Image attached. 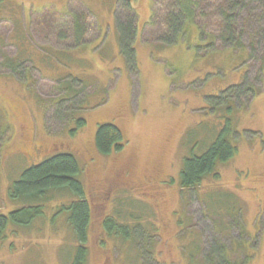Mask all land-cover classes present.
<instances>
[{"label": "rangeland", "instance_id": "obj_1", "mask_svg": "<svg viewBox=\"0 0 264 264\" xmlns=\"http://www.w3.org/2000/svg\"><path fill=\"white\" fill-rule=\"evenodd\" d=\"M207 2L211 15L201 9L194 20L200 28L187 23L169 45L158 41L161 26L146 27L152 0H0V215L23 205L9 193L25 169L69 153L83 165L92 210L86 264H264V74L248 58L247 35L243 48L221 47L217 0ZM124 3L137 19L133 64L120 54L115 26ZM72 13L88 14L94 43L64 54L69 42H57L72 35ZM15 58L27 63L23 79L7 67ZM75 66L84 87L63 105L85 125L71 136L74 123L55 109ZM240 84L252 96L233 87ZM227 89L235 90L229 99ZM226 121L233 158L181 189L184 160L206 152ZM105 123L125 141L106 157L95 146ZM59 196L30 227L3 233L0 264L69 263L76 244L61 210L71 198ZM110 220L119 235L102 227Z\"/></svg>", "mask_w": 264, "mask_h": 264}, {"label": "trees", "instance_id": "obj_2", "mask_svg": "<svg viewBox=\"0 0 264 264\" xmlns=\"http://www.w3.org/2000/svg\"><path fill=\"white\" fill-rule=\"evenodd\" d=\"M166 1L165 11H161V0H152L153 14L149 26H146L149 29L161 26L162 29L159 32L158 41L162 43L164 41L165 44L173 45L178 36L184 34V28L187 23L200 28L198 24H194L199 10L204 9L205 13L202 12L204 17L211 15L208 11L206 12L208 0ZM122 6L125 10L123 18L122 20H117L115 24L119 51L126 61L133 64L135 61L134 46L137 34V19L134 9L127 3ZM214 15L216 16L215 26H220V35L215 37V39L221 43V47L233 48L234 50L238 49V47L241 48L240 39L243 34L247 35L248 58L251 60L250 62H259L260 72L264 74V0H217ZM77 16L85 15H76L75 13L70 15L72 35L60 34V32V36L59 34L57 35L59 36L57 43L69 42L66 46L67 50L78 49L94 43L92 40H89V43L87 42L92 32L90 27L92 25H88L90 22L88 14L83 18ZM100 37L99 34L95 41L99 40ZM69 45H71V48H68ZM7 62V67L11 73L20 75L22 79L26 76L27 70L24 68L27 63L17 64L16 58L15 60H7ZM81 84L74 80L71 84L66 85L68 87L62 89V92H65H59V94H67L68 98L61 99L55 109L56 112L58 110L62 111L59 117L60 121L67 118L68 123L70 121L74 123V126L68 129V133L71 136L79 129H82L85 121L80 118L74 120L72 109L76 108L73 107L70 112L69 107L63 104L71 102L73 97L80 95L84 87ZM233 87L235 89H244L245 92L247 91L252 96V88L250 86L246 88L243 84H240ZM234 92L235 90L227 89L224 93L229 99ZM71 93L74 94L71 95ZM239 93L242 92L240 91ZM57 106L61 108H57ZM227 127L226 121V126L217 135L216 140L206 152L198 157L184 160L179 180L181 189L187 190L198 187L205 176L215 173V169L219 165H223L233 158L235 148L230 143L232 135ZM1 129L3 128H1L0 123V131ZM3 130L6 137V129L4 128ZM124 142L123 134L116 125L105 123L97 127L95 146L100 156L106 157L117 153L124 147ZM83 171V165L78 157L69 153L55 154L44 159L41 163L25 169L21 173L20 178L13 184L9 193L13 201L20 202L23 205L7 215H0V241L3 240V233L9 227L28 228L36 220L42 219L45 216L46 205L52 202L56 196L58 197L59 194L62 196L63 193H66L67 197L71 198V201L67 205L62 206L61 213L67 214L66 222L71 230L73 242L76 244L68 264H86L88 256L86 245L89 239L92 210L90 201L85 196V183L82 179ZM96 196V194H93L94 199ZM51 218V223H53L54 215ZM102 227L110 231L111 235L114 236L119 235L123 230L111 220L110 223L106 222V226L102 223ZM124 232L127 233L126 230Z\"/></svg>", "mask_w": 264, "mask_h": 264}, {"label": "crops", "instance_id": "obj_3", "mask_svg": "<svg viewBox=\"0 0 264 264\" xmlns=\"http://www.w3.org/2000/svg\"><path fill=\"white\" fill-rule=\"evenodd\" d=\"M100 36H101V33H100ZM101 38V37H100ZM100 42L101 40L99 39V40H97V42ZM98 42V43H99ZM80 48H84V47H80ZM80 48H75V49H71L72 51L73 50H79ZM86 48H87V46H86ZM68 50H70V49H68ZM63 51V53L65 54V52L67 51V49H63L62 50ZM60 53L61 52H57V54L58 55H60ZM45 56H48V52H45L44 53V57ZM47 60L49 61V65H50V68H52V69H54L55 67H56V63L54 62V60L53 59H49V58H47ZM67 60H68V58H67ZM64 62H67V67L66 68H69L70 66H72V65H78V63H79V61L77 60V61H74L73 62V64H69L68 63V61H66V60H63ZM70 70V69H69ZM70 73V76H67V77H70L72 80H76L77 82H79L80 83V80H81V77H82V74L83 73H80V69L77 67V66H75L74 68H71V71L69 72ZM49 74L50 75H52V76H54V75H57L58 76V73H53V70H49ZM82 85V84H81ZM65 92V91H64ZM64 92H62V93H64ZM65 95V94H64ZM66 96H67V94H66Z\"/></svg>", "mask_w": 264, "mask_h": 264}]
</instances>
